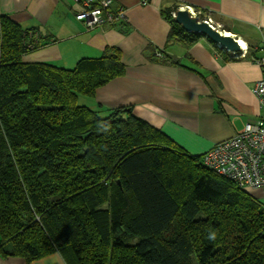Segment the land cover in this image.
Instances as JSON below:
<instances>
[{"label": "trees", "instance_id": "1", "mask_svg": "<svg viewBox=\"0 0 264 264\" xmlns=\"http://www.w3.org/2000/svg\"><path fill=\"white\" fill-rule=\"evenodd\" d=\"M175 11H162L169 43L204 38L182 30ZM44 41L0 14V257L264 264L261 193L216 174L129 107H92L96 91L124 75L118 49L72 68L25 62Z\"/></svg>", "mask_w": 264, "mask_h": 264}, {"label": "crops", "instance_id": "2", "mask_svg": "<svg viewBox=\"0 0 264 264\" xmlns=\"http://www.w3.org/2000/svg\"><path fill=\"white\" fill-rule=\"evenodd\" d=\"M112 5L125 9V24L93 30L75 20L70 0H0V14L23 28H37L44 38L45 45L24 57L25 62L72 68L80 58L118 49L124 75L99 88L92 107H129L135 117L190 155H203L258 118L251 88L263 74L251 58L264 52V0H148L147 5L112 0ZM174 5L176 10L202 13L203 20L242 40L247 56L218 47L219 54L206 38L169 43L171 28L162 11ZM162 56L181 67L154 62ZM0 264L25 261L0 257ZM31 264L64 262L52 254Z\"/></svg>", "mask_w": 264, "mask_h": 264}, {"label": "built area", "instance_id": "3", "mask_svg": "<svg viewBox=\"0 0 264 264\" xmlns=\"http://www.w3.org/2000/svg\"><path fill=\"white\" fill-rule=\"evenodd\" d=\"M70 2L74 7L75 20L86 30L111 26L126 20L122 6H118L114 11L109 10L112 0ZM141 4L147 5L148 0H141ZM190 13L195 16V13ZM246 52L247 46L242 48L241 57L244 58ZM251 62L261 68L263 74L251 88V94L258 104L259 116L254 122L246 123L232 138L204 153L201 162L216 174L234 182L236 186L260 192L264 199V52L260 57H252Z\"/></svg>", "mask_w": 264, "mask_h": 264}, {"label": "water", "instance_id": "4", "mask_svg": "<svg viewBox=\"0 0 264 264\" xmlns=\"http://www.w3.org/2000/svg\"><path fill=\"white\" fill-rule=\"evenodd\" d=\"M173 19L187 33L200 34L229 53L240 52L238 41L233 36L215 28L208 20L199 19L186 9L176 10Z\"/></svg>", "mask_w": 264, "mask_h": 264}, {"label": "clouds", "instance_id": "5", "mask_svg": "<svg viewBox=\"0 0 264 264\" xmlns=\"http://www.w3.org/2000/svg\"><path fill=\"white\" fill-rule=\"evenodd\" d=\"M190 12V11H189ZM195 16L197 17L198 15L197 14H195ZM229 53V52H228ZM242 53V48H240V52H238V53H235V54H241ZM247 53H248V47H247V52H246V55H247ZM230 54H232V53H230ZM233 55V54H232ZM245 55V56H246ZM245 58V57H244ZM208 239L209 240H215L216 239V233H215V231H210L209 232V234H208Z\"/></svg>", "mask_w": 264, "mask_h": 264}, {"label": "bare ground", "instance_id": "6", "mask_svg": "<svg viewBox=\"0 0 264 264\" xmlns=\"http://www.w3.org/2000/svg\"><path fill=\"white\" fill-rule=\"evenodd\" d=\"M225 34H226V36H230V34L227 33V32H225ZM237 41H238V44H239V47H240V48L245 47V43H244L242 40H237ZM211 43H212V42H211ZM212 44H213V46H216V47L218 48L217 45H215L214 43H212Z\"/></svg>", "mask_w": 264, "mask_h": 264}, {"label": "rangeland", "instance_id": "7", "mask_svg": "<svg viewBox=\"0 0 264 264\" xmlns=\"http://www.w3.org/2000/svg\"><path fill=\"white\" fill-rule=\"evenodd\" d=\"M263 199H260V201H262Z\"/></svg>", "mask_w": 264, "mask_h": 264}]
</instances>
